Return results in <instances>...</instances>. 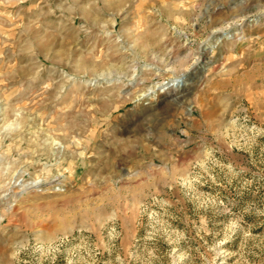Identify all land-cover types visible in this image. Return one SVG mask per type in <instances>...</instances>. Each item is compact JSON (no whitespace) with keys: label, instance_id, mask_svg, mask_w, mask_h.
Listing matches in <instances>:
<instances>
[{"label":"rangeland","instance_id":"rangeland-1","mask_svg":"<svg viewBox=\"0 0 264 264\" xmlns=\"http://www.w3.org/2000/svg\"><path fill=\"white\" fill-rule=\"evenodd\" d=\"M0 264H264V0H0Z\"/></svg>","mask_w":264,"mask_h":264},{"label":"bare ground","instance_id":"bare-ground-1","mask_svg":"<svg viewBox=\"0 0 264 264\" xmlns=\"http://www.w3.org/2000/svg\"><path fill=\"white\" fill-rule=\"evenodd\" d=\"M219 38H221V36L220 37H216L215 38V42H218ZM214 45H215V43H214ZM186 78H187L186 75H183V76H181L179 78L170 80L169 82H165V83H163V85L161 87L162 88L161 90H165V89H182L185 86V84H186V81H187Z\"/></svg>","mask_w":264,"mask_h":264},{"label":"water","instance_id":"water-1","mask_svg":"<svg viewBox=\"0 0 264 264\" xmlns=\"http://www.w3.org/2000/svg\"><path fill=\"white\" fill-rule=\"evenodd\" d=\"M225 37L230 38V36H228L227 33H223V34L221 35L220 41H221L223 38H225Z\"/></svg>","mask_w":264,"mask_h":264}]
</instances>
